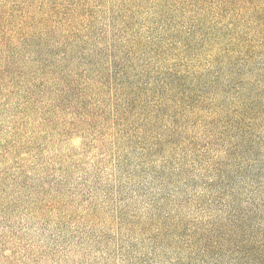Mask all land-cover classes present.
Listing matches in <instances>:
<instances>
[{
    "label": "rangeland",
    "instance_id": "1",
    "mask_svg": "<svg viewBox=\"0 0 264 264\" xmlns=\"http://www.w3.org/2000/svg\"><path fill=\"white\" fill-rule=\"evenodd\" d=\"M251 1L221 17L206 2L196 16L225 31L203 47L181 29L191 71L164 93L186 44L171 29L191 19L179 0H0V264H253L264 25Z\"/></svg>",
    "mask_w": 264,
    "mask_h": 264
},
{
    "label": "trees",
    "instance_id": "2",
    "mask_svg": "<svg viewBox=\"0 0 264 264\" xmlns=\"http://www.w3.org/2000/svg\"><path fill=\"white\" fill-rule=\"evenodd\" d=\"M209 1V3H211V7L213 10H215L218 13V16L221 17V15L223 14L222 12V6L228 5L230 3H232L234 0H179L176 10L177 12H181L184 16H186L187 14H190L191 19L190 20H182L179 24V26L174 27L173 29H171L173 31V35L176 36V44H178L179 42H185L186 44L184 45V47L181 49L182 52H180L179 56L180 58L183 60V52L186 51H190V49L192 48V43L190 41H186V38L182 37V31L184 30L187 33H193V32H198L200 33V36L197 38V40H195V44H198L199 42H201V44L203 45V47L206 45V41L207 38L209 36V32L210 30L212 31H221L223 29V22L221 21H217L215 18L214 20H211L207 25L203 22V20H201L198 16L199 11L201 10H205L206 9V2ZM253 4V8L250 7L246 10H248L249 12L253 9V16L256 14L260 15L258 16V18L260 19L259 22L261 21V24L264 25V0H252L251 1V5ZM250 6V5H249ZM236 15L240 14L239 12H237L236 10L234 11ZM262 13V14H261ZM233 14V15H234ZM183 29V30H181ZM222 31H225V29H223ZM230 31H232V28L230 27ZM232 35V39L236 36H239L240 34L235 33L234 31L231 33ZM259 34H264V30H256L255 32V36H258ZM244 39L247 40H251V38L249 39L246 36H243ZM183 39V40H182ZM235 39V38H234ZM253 40H254V35H253ZM178 46V45H177ZM249 47V45H247V48ZM172 48V47H170ZM156 49V48H155ZM230 48H226V51H229ZM187 61L186 59L183 60L181 63H179L180 65V69H175L171 72V74L169 75H165L160 79V82L157 84L158 86V90H161L164 93H170V91L173 88H177V87H183L185 84V79L187 78V74H189V72L191 71L190 66L188 65V63L184 62ZM215 61H216V57H215ZM183 68H186L185 71ZM219 68V67H218ZM184 71V76H180L181 72ZM118 73L122 74L123 71L117 70ZM219 69L215 70L214 72V80L218 79L220 74H219ZM172 76L174 78H176L175 83L173 81H170V79L172 78ZM184 94H186V89H184ZM178 104H180V100L177 101ZM253 185L256 186V190H258L259 188H262L263 183L260 182V180L258 179V175L256 173H253ZM257 209V204L255 203V200L253 199V212L254 210ZM243 216H246V214H243ZM256 226V225H255ZM256 255V258L253 259V264H264V250L263 249H258L257 246H253V256Z\"/></svg>",
    "mask_w": 264,
    "mask_h": 264
}]
</instances>
